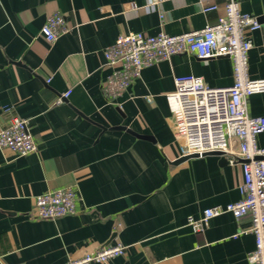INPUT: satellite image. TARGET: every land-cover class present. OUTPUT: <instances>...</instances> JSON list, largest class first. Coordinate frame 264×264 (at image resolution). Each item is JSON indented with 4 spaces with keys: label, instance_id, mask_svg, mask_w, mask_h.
Listing matches in <instances>:
<instances>
[{
    "label": "crops",
    "instance_id": "obj_1",
    "mask_svg": "<svg viewBox=\"0 0 264 264\" xmlns=\"http://www.w3.org/2000/svg\"><path fill=\"white\" fill-rule=\"evenodd\" d=\"M131 1L137 8H127ZM238 2L259 24L246 33L248 73L261 78L264 0ZM216 3L205 12L203 0H0V129L17 115L37 146L24 156L0 148V264H61L117 241L125 253L94 264H249L250 214L214 216L201 231L187 224L242 197L240 161L207 154L176 162L168 122L174 76L228 86L230 58L172 55L144 67L114 100L104 92L103 52L119 35L200 29L222 14V0ZM54 12L69 31L49 43L40 28ZM247 110L264 116V92L248 98ZM257 142L264 145V132ZM65 186L77 190L76 211L35 217L34 196Z\"/></svg>",
    "mask_w": 264,
    "mask_h": 264
},
{
    "label": "built area",
    "instance_id": "obj_2",
    "mask_svg": "<svg viewBox=\"0 0 264 264\" xmlns=\"http://www.w3.org/2000/svg\"><path fill=\"white\" fill-rule=\"evenodd\" d=\"M162 1L146 0V4L154 6ZM216 1L203 0V11L217 10ZM222 2L223 12L217 22L200 29L178 34L160 31L151 35L135 31L119 35L103 52L110 68L104 92L107 100H114L138 78L144 67L172 55L230 58L233 82L228 86H209L201 76L193 74L174 76V89L166 94L168 122L179 156H201L219 151L228 162L240 161L241 166L242 180L238 189L242 197L225 205L205 208L199 218L189 217L187 224L193 230L201 231L214 216L230 213L239 218L250 214L249 231L254 235L255 245L248 261L249 264H264V145L257 142V136L264 132V116L250 115L247 110L248 98L264 92V77L251 78L248 73V52L252 42L246 31L258 28L259 24L253 16L240 10L238 0ZM127 8H137L136 2H129ZM68 31L64 17L58 12L49 15L40 28V34L49 43ZM67 95L68 92L62 97ZM0 148H8L20 156L37 150L26 120L17 115L10 116L0 129ZM77 200V190L72 186L37 194L34 196L35 217L53 219L72 214L76 211ZM125 249L126 246L117 241L61 264L105 263L123 255Z\"/></svg>",
    "mask_w": 264,
    "mask_h": 264
},
{
    "label": "water",
    "instance_id": "obj_3",
    "mask_svg": "<svg viewBox=\"0 0 264 264\" xmlns=\"http://www.w3.org/2000/svg\"><path fill=\"white\" fill-rule=\"evenodd\" d=\"M110 129H126V128L124 126H114V127H111ZM126 130L131 132V133H133L131 130H128V129H126ZM135 135L139 136V137H145V136H141V135H138V134H135ZM207 154L218 155V156H220L221 159H224V154L222 152H219V151H212V152L203 153V154H201V156H204V155H207ZM197 156H198L197 154H192V155H189V156H182V157L178 158L176 160V162H179L181 160H184V159H187V158H190V157H197Z\"/></svg>",
    "mask_w": 264,
    "mask_h": 264
}]
</instances>
